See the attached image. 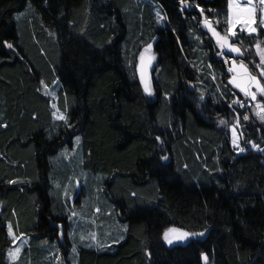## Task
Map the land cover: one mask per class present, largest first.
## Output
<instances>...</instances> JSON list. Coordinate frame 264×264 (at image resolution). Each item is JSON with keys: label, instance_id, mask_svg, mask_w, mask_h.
<instances>
[{"label": "trees", "instance_id": "trees-1", "mask_svg": "<svg viewBox=\"0 0 264 264\" xmlns=\"http://www.w3.org/2000/svg\"><path fill=\"white\" fill-rule=\"evenodd\" d=\"M257 13L234 56L205 25L228 37V0H0V264H264V121L229 68L264 85ZM172 228L205 237L169 247Z\"/></svg>", "mask_w": 264, "mask_h": 264}, {"label": "snow or ice", "instance_id": "snow-or-ice-1", "mask_svg": "<svg viewBox=\"0 0 264 264\" xmlns=\"http://www.w3.org/2000/svg\"><path fill=\"white\" fill-rule=\"evenodd\" d=\"M242 4L245 6L242 7L241 6ZM260 6H264V0H258V3H254L253 0H228V13H229L228 23L230 25L228 30H227L228 33H230L232 37L236 36V32H234L232 30V27H231V25L235 24L236 22H241L247 28V31L249 34L255 33L257 31V28L254 26V24L256 23L255 15H256L258 7H260ZM261 10L264 11V8H261ZM158 16H159V13H158ZM259 23L261 25H264V17H262L260 19ZM205 25H207L209 27V29L213 31V34L215 36H217V38H218L217 42L219 43V45L222 49L227 46L229 51L235 52V53H240L239 48L233 47L228 42L227 36L221 37L218 33H215L214 29H212L211 24L207 20V18H205ZM241 31H243V29H241ZM8 47L11 48L12 45L9 44ZM256 47H257V52L261 58V65H257V67H262V65H264V49H261L260 42L257 43ZM141 59L143 60V55H142ZM233 63L235 64V62H233ZM230 70L236 71L235 68L230 69ZM241 73L243 74L242 76L240 75ZM261 75H264V71L261 72ZM141 82L143 83V73H141ZM230 82L233 83L236 87L240 88L241 91L244 92L245 96H251L253 100L256 99V93H253L251 91V87L253 85H255L257 92H259L261 95H264V85H261V83L259 82V80H257V78L255 76L250 75L247 72V67L243 64H241L239 66V73L237 74V76H235L233 78V80ZM144 91L146 93H148L149 95H151V90L147 85H145ZM201 99H203V97H201ZM233 103H240V102L239 101H233ZM241 106H243V105L241 104ZM256 107H257L258 111L255 113V115L261 121H264V105L257 104ZM53 116H54V118L63 121L65 124H68V119H67V116L65 114L60 113L59 115H57V113L54 112ZM244 119L247 120V119H249V117L245 116ZM220 123L226 124L227 121L221 120ZM68 126L71 127L70 124H68ZM232 133H233L232 143H233L234 147H236L238 152L243 153L245 151V149L239 147L238 136H237V131H236L235 127L232 129ZM157 139H159V137H157ZM78 140H79V137H77V141ZM252 147L254 149L259 150V151H264L262 149H259L256 144H252ZM169 231L176 232L178 230L173 229V230H166L165 231L164 239L169 244H172L175 241H183L186 238H188L190 235H201V236L204 235L203 232L198 233V234L197 233L179 232V234L173 235L170 238L169 237ZM10 234H11V231H10ZM91 238L93 240L96 239L94 235ZM16 239H19V238H16ZM84 239H86V237H81V240H84ZM13 243H15V239H14ZM87 246L91 247L92 245L89 244ZM75 251H76V249H75V247H73V252H75ZM19 252H20V248H16L14 251H10L9 252L10 258L16 259ZM201 257L205 262H207L208 256L206 254L202 253Z\"/></svg>", "mask_w": 264, "mask_h": 264}, {"label": "rangeland", "instance_id": "rangeland-1", "mask_svg": "<svg viewBox=\"0 0 264 264\" xmlns=\"http://www.w3.org/2000/svg\"><path fill=\"white\" fill-rule=\"evenodd\" d=\"M253 2L254 3H258V0H253ZM242 7L243 6H245V5H241ZM261 8H264V6H260V7H258V9H257V12H259V17H260V19L262 18V17H264V11H262L261 10ZM256 12V15L258 14ZM256 15H255V21H256ZM228 16H229V13H228ZM229 23H228V28H229ZM254 26L257 28V26H256V23L254 24ZM263 28H264V25H261ZM231 27H232V30L234 31V32H237V31H241V29H243V32H245L246 34H249L248 33V31H247V28L241 23V22H236L235 24H233V25H231ZM256 33V32H255ZM255 33H252V34H255ZM252 34H249V35H252ZM230 36H231V34L230 33H228V42L230 43ZM231 44V43H230ZM232 45V44H231ZM150 46V47H149ZM233 47H236V48H238L237 46H235V45H232ZM260 47H261V49H264V47L263 46H261L260 45ZM226 52H228L229 54H232V55H234V56H238V55H240V53H241V51H240V53H235V52H231V51H229V49H228V47L226 46L225 48H223ZM255 49H256V53H257V55H258V57L260 58V55L258 54V52H257V47L255 46ZM142 55H147L149 58H150V64H149V69H148V79H149V76H150V71H151V69L153 68V66H154V62H155V59H154V55H153V53H152V44L151 45H148V46H146V47H144V49L141 51V53H140V56H139V59L142 57ZM261 59V58H260ZM139 61V60H138ZM233 62H235V64L233 63ZM241 64H243V65H245L243 62H241L240 60H237V59H231L230 60V69H233V68H235L236 69V71H231L230 70V74H231V78H230V81H232L233 80V78L235 77V76H237V74L239 73V66L241 65ZM246 66V65H245ZM247 67V66H246ZM247 72L250 74V75H252V76H254L253 74H252V72L249 70V68L247 67ZM241 76L243 75L242 73L240 74ZM257 78V77H256ZM257 80H258V78H257ZM149 82V81H148ZM231 83V82H230ZM232 84V86H234L236 89H237V91L244 97V98H246V100L247 101H249V102H251L252 104V108H253V110H254V113H256L257 111H258V109H257V107H256V105L257 104H261V105H264V104H262V102L258 99V96H261V94L259 93V92H257V90H256V88H255V85H253L252 87H251V91L253 92V93H256V99L255 100H253L252 99V97L251 96H245L244 95V92L243 91H241V89L240 88H238V87H236L233 83H231ZM59 85H60V83H59V81L58 80H56L51 86H47V85H45L44 83H42V86H41V90H42V92L45 94V95H48L50 98H51V100H52V107L54 108L53 109V113L54 112H56L57 113V115H59L60 113L57 111V108H56V102H57V98H58V94H57V91H58V88H59ZM147 86L150 88V85H149V83L147 84ZM145 87V86H144ZM54 119H56V118H54ZM236 128V131H237V136H238V144H239V147H241V135H240V129H239V127L237 126V125H234V126H232L231 127V137H232V139H233V133H232V129L233 128ZM76 141V143H78L79 142V140L77 141V139L75 140ZM233 144V143H232ZM242 148V147H241ZM78 179V178H77ZM77 179L76 180H74V189L72 188V194H71V198H73L74 196H75V192L79 189V187H80V184H79V182L77 181ZM168 230H173V228L172 229H168ZM176 230V229H175ZM10 231H11V234H10ZM8 232H9V236H10V238H12V242L14 241V239H15V243H13L12 244V248L9 250V252L10 251H14L16 248H20V251H21V249L23 248V246L26 244V239L24 238V237H22V236H17V235H15L14 234V232H13V229H12V226H11V224H9L8 223ZM179 232H185V231H176V232H173V231H169V237L171 238L173 235H177V234H179ZM187 233H201V232H187ZM204 233V235H190L188 238H186L185 240H183V241H175V242H173L172 244H169V243H167L166 241H165V239H164V241H165V244L167 245V246H174V245H178V244H185V243H187L188 241H190V240H192V239H202V238H204L205 237V232H203ZM16 238H19V239H16ZM9 252H8V258H9V260L10 261H14V260H16L18 257H19V254H18V256L16 257V259H11L10 258V256H9ZM20 253V252H19Z\"/></svg>", "mask_w": 264, "mask_h": 264}, {"label": "water", "instance_id": "water-1", "mask_svg": "<svg viewBox=\"0 0 264 264\" xmlns=\"http://www.w3.org/2000/svg\"><path fill=\"white\" fill-rule=\"evenodd\" d=\"M150 64V58L147 55H143V60L140 58L137 65V75L141 81V73H143V85H147L148 83V69ZM202 258V257H201ZM202 264H208L202 259Z\"/></svg>", "mask_w": 264, "mask_h": 264}]
</instances>
